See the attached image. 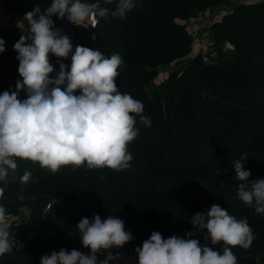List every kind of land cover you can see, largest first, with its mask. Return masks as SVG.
<instances>
[{
  "label": "trees",
  "instance_id": "trees-1",
  "mask_svg": "<svg viewBox=\"0 0 264 264\" xmlns=\"http://www.w3.org/2000/svg\"><path fill=\"white\" fill-rule=\"evenodd\" d=\"M223 1L134 0V7L121 18L112 14L120 0H85L107 8V17L95 16V26L88 29L71 21L60 29L70 38L73 53L81 45L109 58L121 56L115 82L121 93L143 103L151 126L137 117L138 137L127 145L132 155L128 169H89L85 162L80 167L63 165L53 173L38 162L16 157L17 169L10 170L7 183L0 181L4 190L0 207L20 217L27 204L44 201L48 207L40 223L23 222L9 230L16 246L0 257V264H40L43 254L61 248L90 253L76 229L82 218L94 216L85 203L108 202L128 190L131 196L142 194L144 211L123 214L125 229L134 239L113 253L131 250L138 256L135 248L153 231L166 239L193 226L195 213L219 204L238 220L247 218L255 234L249 249L232 248L238 264H264V214L238 198L240 182L233 168V161L247 153L244 167L251 171L249 179L264 178V0L236 2L210 23L212 49L189 53L185 65L165 76L157 73V66L177 65L192 47L190 31L179 19ZM50 4L51 0H0V13L25 14L36 5L43 11ZM17 55L5 43L0 53V94L15 91L16 81L23 79ZM49 60L59 71L58 58L50 53ZM59 61L70 70L71 55ZM19 98L26 94L21 91ZM26 171L31 177L23 183L20 178ZM207 242L222 252V242Z\"/></svg>",
  "mask_w": 264,
  "mask_h": 264
},
{
  "label": "clouds",
  "instance_id": "clouds-1",
  "mask_svg": "<svg viewBox=\"0 0 264 264\" xmlns=\"http://www.w3.org/2000/svg\"><path fill=\"white\" fill-rule=\"evenodd\" d=\"M133 7L134 0H120L112 14L124 18ZM94 15L106 18L108 9L85 0H51L45 10L36 5L25 13L27 35H21L13 45L23 79L16 81L15 91L0 94V181L7 183L10 170L14 173L17 169L14 157L38 162L53 173L63 165L80 167L85 162L89 169L130 168L132 155L127 145L138 137L137 117L147 126H151V121L143 115L141 101L118 89L115 81L123 64L121 56L116 53L109 58L99 50L81 45L73 53L70 38L61 34L52 19L67 17L73 24L87 27L84 22ZM4 51L5 40L0 38V53ZM50 53L58 58L59 71L50 63ZM70 55L71 66L67 70L68 66L59 58L67 59ZM52 73L54 77L50 76ZM21 91L26 98H19ZM247 158L244 153L233 161L235 179L240 182L237 195L257 214H264V178L249 179L251 171L244 167ZM30 177L31 173L26 171L21 182H28ZM3 192L0 188V196ZM190 223L197 231L206 229L205 239L212 245L222 242V252L202 245L198 239L178 235L165 239L160 232L153 231L142 246L135 248L138 264H238L232 248L240 246L247 250L255 239L247 218L238 220L219 204L195 213ZM10 226L4 208L0 207V257L16 246L10 239ZM76 229L90 254L61 248L50 255L43 254L40 264H109L122 256L111 250L123 248L134 239L125 229V221L115 215L104 219L99 214L84 217ZM192 235L186 233L188 237ZM104 253L107 255L99 259Z\"/></svg>",
  "mask_w": 264,
  "mask_h": 264
},
{
  "label": "rangeland",
  "instance_id": "rangeland-1",
  "mask_svg": "<svg viewBox=\"0 0 264 264\" xmlns=\"http://www.w3.org/2000/svg\"><path fill=\"white\" fill-rule=\"evenodd\" d=\"M238 1L243 0H225L204 11H198L184 20L179 19L180 23H182L190 31V38L193 41L192 47L184 57H180V59H178L177 65L160 64L159 66H157V73L160 74L159 77L165 76L166 73L170 70L180 69L183 65H185L187 55L189 53L203 51L201 43H203L205 40L210 39L213 46L214 38L209 28L210 23L214 21V19L221 17L224 13L229 12ZM85 22H87V20ZM57 27L59 28L58 24ZM221 46L225 47V43H222ZM135 187L136 185L134 183H132V185L130 186V188L132 189H134ZM129 192L130 190L122 193L119 198L117 197L113 200L111 199L112 201L110 200L108 202H104V200L87 201L85 203V208L88 209L90 213L92 212L94 215L99 214L102 219L107 218L110 215H115L122 219L124 217L123 214H129L132 210H134L135 212L138 211L139 214L142 213L144 211V201L141 202L139 199L142 194L136 192V196H131V194L133 195V192ZM21 216L22 218L27 219L24 211ZM153 224V222H150L151 229Z\"/></svg>",
  "mask_w": 264,
  "mask_h": 264
},
{
  "label": "built area",
  "instance_id": "built-area-1",
  "mask_svg": "<svg viewBox=\"0 0 264 264\" xmlns=\"http://www.w3.org/2000/svg\"><path fill=\"white\" fill-rule=\"evenodd\" d=\"M25 14L19 12V11H13L11 14H4L0 13V28L1 29H6V30H12V29H19V30H28V24L27 21L24 19ZM96 22V17L95 15L90 17L87 22H84L85 24H88L87 27H83L84 29H88L92 27L91 25ZM202 50L205 52L208 49H212V43L209 40H205L203 43H201ZM16 160V157H14ZM6 219L10 223V229L9 230H15L21 223L25 222L22 220L20 216H15L11 215L9 213H6ZM187 232H192L193 235L191 237L186 236ZM173 235H178L183 238H194L198 239L202 245H208L207 240L205 239V231H197V229L194 226L183 228L179 231H176L172 234ZM84 253V252H83ZM114 252L113 254H115ZM122 254L121 259L118 261H110L109 264H138V256L135 254V252L129 250L125 252H120ZM85 254H90V253H85ZM107 254H103L99 256V259H103L104 256Z\"/></svg>",
  "mask_w": 264,
  "mask_h": 264
},
{
  "label": "water",
  "instance_id": "water-1",
  "mask_svg": "<svg viewBox=\"0 0 264 264\" xmlns=\"http://www.w3.org/2000/svg\"><path fill=\"white\" fill-rule=\"evenodd\" d=\"M59 29H65L66 25L70 22L67 17L57 18L56 20ZM48 207V204L44 201L27 204L23 207V211L26 214L29 224L36 225L41 222L44 217V213Z\"/></svg>",
  "mask_w": 264,
  "mask_h": 264
},
{
  "label": "crops",
  "instance_id": "crops-1",
  "mask_svg": "<svg viewBox=\"0 0 264 264\" xmlns=\"http://www.w3.org/2000/svg\"><path fill=\"white\" fill-rule=\"evenodd\" d=\"M26 34H27V30L25 29L6 30V29L0 28V38H3L5 40V43L12 45V46L15 44V42L19 40L21 35H26ZM22 220L25 221L26 223H29L28 218L27 219L22 218Z\"/></svg>",
  "mask_w": 264,
  "mask_h": 264
}]
</instances>
